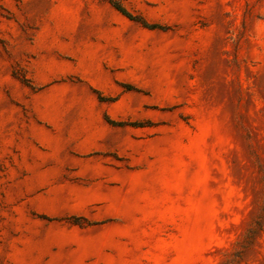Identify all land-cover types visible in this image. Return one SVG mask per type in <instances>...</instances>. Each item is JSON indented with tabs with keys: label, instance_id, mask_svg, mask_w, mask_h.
<instances>
[{
	"label": "rangeland",
	"instance_id": "1",
	"mask_svg": "<svg viewBox=\"0 0 264 264\" xmlns=\"http://www.w3.org/2000/svg\"><path fill=\"white\" fill-rule=\"evenodd\" d=\"M117 1L0 0V264H264V0Z\"/></svg>",
	"mask_w": 264,
	"mask_h": 264
},
{
	"label": "trees",
	"instance_id": "2",
	"mask_svg": "<svg viewBox=\"0 0 264 264\" xmlns=\"http://www.w3.org/2000/svg\"><path fill=\"white\" fill-rule=\"evenodd\" d=\"M112 5L117 8L119 11H121L123 14L129 16V17H133L130 12H128V10L124 7V5H122V3H120L117 0H109ZM144 25L149 26V27H155L157 24L155 23H148V22H142Z\"/></svg>",
	"mask_w": 264,
	"mask_h": 264
}]
</instances>
